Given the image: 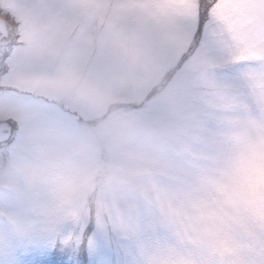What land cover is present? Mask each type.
<instances>
[{
    "label": "rangeland",
    "instance_id": "374dc122",
    "mask_svg": "<svg viewBox=\"0 0 264 264\" xmlns=\"http://www.w3.org/2000/svg\"><path fill=\"white\" fill-rule=\"evenodd\" d=\"M0 18V264L79 242L111 264H264V0H0Z\"/></svg>",
    "mask_w": 264,
    "mask_h": 264
},
{
    "label": "snow or ice",
    "instance_id": "6c2138e0",
    "mask_svg": "<svg viewBox=\"0 0 264 264\" xmlns=\"http://www.w3.org/2000/svg\"><path fill=\"white\" fill-rule=\"evenodd\" d=\"M33 257L31 264H111L110 260L104 258L103 252L97 255L95 251H90L85 260L82 242L75 246L53 244L49 247L46 245L38 248L33 253ZM16 264H22V262H16Z\"/></svg>",
    "mask_w": 264,
    "mask_h": 264
},
{
    "label": "water",
    "instance_id": "95a60500",
    "mask_svg": "<svg viewBox=\"0 0 264 264\" xmlns=\"http://www.w3.org/2000/svg\"><path fill=\"white\" fill-rule=\"evenodd\" d=\"M12 27L0 18V63H2L9 54V47L13 43ZM11 127L8 123L0 121V143L9 140Z\"/></svg>",
    "mask_w": 264,
    "mask_h": 264
},
{
    "label": "flooded vegetation",
    "instance_id": "af4514ba",
    "mask_svg": "<svg viewBox=\"0 0 264 264\" xmlns=\"http://www.w3.org/2000/svg\"><path fill=\"white\" fill-rule=\"evenodd\" d=\"M2 64V63H1ZM48 101H50V100H48ZM51 102H54L55 104H57L58 106H61V107H63L62 105H61V103L60 102H58V101H56V100H54V101H51ZM63 109H64V107H63ZM65 111H68V109H66L65 108ZM0 121H3V122H7L5 119H3L2 117H0ZM9 123V122H8ZM10 124V123H9ZM11 125V124H10ZM12 136H13V128H12V125H11V138H12ZM10 138V139H11ZM10 141V140H9ZM5 143H7V142H3V143H1L0 144V149H1V147L5 144ZM0 157H2V155H0Z\"/></svg>",
    "mask_w": 264,
    "mask_h": 264
}]
</instances>
